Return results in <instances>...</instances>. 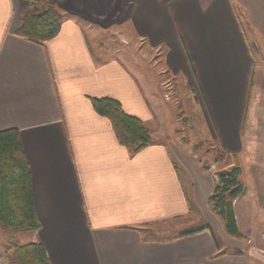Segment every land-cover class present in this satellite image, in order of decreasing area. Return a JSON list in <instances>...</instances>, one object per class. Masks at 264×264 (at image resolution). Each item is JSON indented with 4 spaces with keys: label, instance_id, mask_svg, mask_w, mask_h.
<instances>
[{
    "label": "crops",
    "instance_id": "crops-1",
    "mask_svg": "<svg viewBox=\"0 0 264 264\" xmlns=\"http://www.w3.org/2000/svg\"><path fill=\"white\" fill-rule=\"evenodd\" d=\"M131 6L141 53L161 65L157 84L162 73L193 92L229 163L205 170L162 140L164 114L146 65L134 72L119 58H100L77 20L64 19L43 46L28 42L17 35L22 0H0V132L20 133L42 223L24 245H43L51 264H264L253 249L264 247L253 234L255 218H245L264 220V0ZM96 98L118 101L151 131L153 144L132 156L94 110ZM236 163L247 194L234 208L248 250L229 241L236 239L209 204L217 174ZM194 215L199 224L191 230L210 225L220 247L208 229L146 236L151 226Z\"/></svg>",
    "mask_w": 264,
    "mask_h": 264
},
{
    "label": "trees",
    "instance_id": "trees-1",
    "mask_svg": "<svg viewBox=\"0 0 264 264\" xmlns=\"http://www.w3.org/2000/svg\"><path fill=\"white\" fill-rule=\"evenodd\" d=\"M37 6L22 11L21 26L17 35L38 45L53 40L60 33L63 17L54 5L46 0H26ZM94 110L107 118L113 127L119 143L128 148L132 156L153 144L150 130L136 117L127 114L121 104L110 98L92 99ZM229 156L220 148L219 163L225 165ZM229 163V162H228ZM205 170L208 168L204 167ZM214 193L209 200L212 211L224 224L229 237L241 239L234 204L245 194L243 171L234 164L217 176ZM42 223L36 211L32 196L31 172L16 129L0 132V229L3 232L31 234L40 230ZM210 230L217 246L220 240L210 225H204L183 233L181 236ZM146 236H151L148 232ZM9 264H51L43 245L30 243L14 245Z\"/></svg>",
    "mask_w": 264,
    "mask_h": 264
},
{
    "label": "rangeland",
    "instance_id": "rangeland-1",
    "mask_svg": "<svg viewBox=\"0 0 264 264\" xmlns=\"http://www.w3.org/2000/svg\"><path fill=\"white\" fill-rule=\"evenodd\" d=\"M55 6L61 13L63 20H77L84 28L91 45L100 58H119L123 60L132 71L136 72L141 66L146 65L152 73V83L156 85V92L160 97L161 110L164 117L160 120V127L166 131L162 140L171 145L174 151H180L190 159L200 162L208 170H218L216 167H224L219 163L220 148L208 134L202 120L200 110L196 104V96L184 88L178 79L171 75H160V86L157 62L143 56L141 42L136 40L131 24L132 0H46ZM23 10L30 7L37 11L38 7L22 0ZM154 53L153 57H157ZM143 57H146L144 60ZM153 59V58H152ZM158 59V58H156ZM153 65H156L153 68ZM152 67V68H151ZM146 68V69H147ZM142 69V68H141ZM151 133V131H150ZM176 149V150H175ZM222 165V166H218ZM220 173V172H219ZM218 173V174H219ZM217 174V176H218ZM218 178V177H217ZM217 183V182H216ZM187 188V185H184ZM247 188L245 186V194ZM193 207V206H192ZM193 210L197 212L194 205ZM190 221H170L159 223L149 228L151 237H167L178 234L184 230L197 227L200 217L194 215ZM255 218L256 228L253 232L256 242L264 246V220ZM247 227H252L251 222L246 221ZM161 231V232H160ZM29 238L27 234L3 232L0 229V264H9L13 252L8 249L16 245H24ZM231 238V237H230ZM230 240L236 246L246 245L247 250L252 248L250 241L241 239ZM238 240V241H237ZM254 251L264 256L263 249L253 248ZM263 250V251H262Z\"/></svg>",
    "mask_w": 264,
    "mask_h": 264
}]
</instances>
